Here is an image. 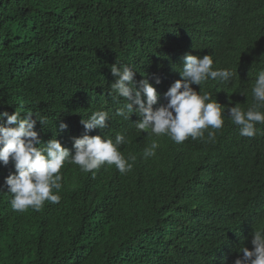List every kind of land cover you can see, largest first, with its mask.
<instances>
[{"label": "trees", "instance_id": "obj_1", "mask_svg": "<svg viewBox=\"0 0 264 264\" xmlns=\"http://www.w3.org/2000/svg\"><path fill=\"white\" fill-rule=\"evenodd\" d=\"M186 53L231 69L228 84L202 91L247 109L264 68V0H0V112L47 117L35 129L42 142L67 124L56 138L70 150L74 136L124 133L120 151L137 157L127 174L66 164L60 203L40 211L15 212L0 192V264H233L251 250L264 227V132L241 137L226 108L214 143L176 144L115 114L112 64L147 76L161 94L155 108ZM96 110L109 112L108 126L86 132L80 121ZM153 139L156 155L144 159ZM13 170L0 166V184Z\"/></svg>", "mask_w": 264, "mask_h": 264}, {"label": "clouds", "instance_id": "obj_2", "mask_svg": "<svg viewBox=\"0 0 264 264\" xmlns=\"http://www.w3.org/2000/svg\"><path fill=\"white\" fill-rule=\"evenodd\" d=\"M213 57L208 54H184L180 79L172 82L161 94L146 77L137 81L136 72L129 66H110L114 82L110 85L113 100L122 99L116 115L124 121H130L135 129L147 133L149 137L167 136L172 142L182 144L189 138L205 142H215L216 133L224 127V112L232 124L239 128L241 137L253 138L264 130L257 125H264V68L255 74L251 84L252 103L247 109L238 103L234 106H222L208 91L202 88L209 81L228 84L235 73L229 68H214ZM154 83L159 85L161 79L153 76ZM196 85L199 91L192 86ZM240 95H244L243 92ZM20 111L0 112V166H13V171L4 177L0 192H7L11 199L10 206L15 212H25L29 208L40 211L47 201L59 204L61 201L63 175L61 169L66 165H76L83 173H92L103 165L115 166L120 174H127L133 168L137 157L127 158L120 148L128 143L124 133H117L115 139L101 135L84 134L71 137L72 149L62 146L56 138L67 129L61 122L56 129V136L42 142L40 133L35 130L37 123L41 126L49 123L47 117L35 116ZM135 114L140 118L131 120ZM111 116L106 110L93 111L80 123L86 132L105 129ZM207 132V137H205ZM159 143L156 139L143 150V158L156 155ZM131 161V162H130ZM251 250L243 246L233 264H264V227L251 233Z\"/></svg>", "mask_w": 264, "mask_h": 264}]
</instances>
